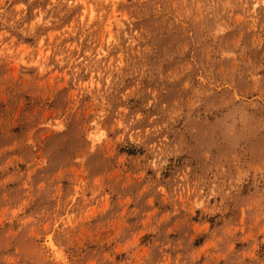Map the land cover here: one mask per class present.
<instances>
[{"label": "clouds", "instance_id": "obj_1", "mask_svg": "<svg viewBox=\"0 0 264 264\" xmlns=\"http://www.w3.org/2000/svg\"><path fill=\"white\" fill-rule=\"evenodd\" d=\"M0 264H264V0H0Z\"/></svg>", "mask_w": 264, "mask_h": 264}, {"label": "rangeland", "instance_id": "obj_2", "mask_svg": "<svg viewBox=\"0 0 264 264\" xmlns=\"http://www.w3.org/2000/svg\"><path fill=\"white\" fill-rule=\"evenodd\" d=\"M21 167H23V165H21Z\"/></svg>", "mask_w": 264, "mask_h": 264}]
</instances>
